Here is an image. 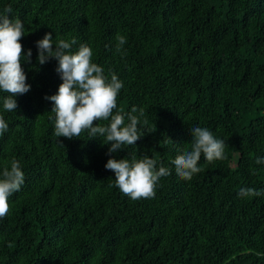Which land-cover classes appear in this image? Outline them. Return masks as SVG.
Returning a JSON list of instances; mask_svg holds the SVG:
<instances>
[{"label":"trees","instance_id":"1","mask_svg":"<svg viewBox=\"0 0 264 264\" xmlns=\"http://www.w3.org/2000/svg\"><path fill=\"white\" fill-rule=\"evenodd\" d=\"M9 5L25 26L23 55L32 51L22 62L31 89L16 112L0 101V173L16 159L25 174L0 219V264H264V196L238 195L264 190V0H0V12ZM49 32L75 39L73 52L88 44L123 81L118 108H143L139 126L152 132L111 155L87 131L55 137L45 96L63 81L57 60H37ZM192 126L223 139L227 158L202 156L187 181L171 161L190 149ZM132 154L171 169L154 199H130L105 168Z\"/></svg>","mask_w":264,"mask_h":264},{"label":"clouds","instance_id":"2","mask_svg":"<svg viewBox=\"0 0 264 264\" xmlns=\"http://www.w3.org/2000/svg\"><path fill=\"white\" fill-rule=\"evenodd\" d=\"M12 11L9 5L0 12V92L8 94L0 97V101L6 112H16V97L31 89L22 62L31 63L32 51L29 49L27 55H23L20 41L25 35V26L19 18L9 17ZM55 41L50 32L37 41L38 63L44 65L53 58L57 60L56 72L63 81L56 94L45 96L54 105L51 110L55 113L53 135L71 140L87 131L90 139L99 137L104 145H110L109 155L128 146H136L147 130L139 126L144 110L133 106L129 112H124L118 108L123 81L114 72L109 78L104 68L93 62L94 52L88 44H80L79 49L73 52V45L77 43L75 39L68 41L56 37ZM116 41V51L122 52L126 37L117 34ZM94 121L100 123L94 125ZM101 121L108 123L102 124ZM8 130V123L0 115V136ZM191 134L190 149L178 147L177 155L171 161L177 176L187 181L203 171L199 166L202 156L208 163L227 158L225 141L217 138L209 128L192 126ZM255 163L264 164V158L257 157ZM105 168L114 172L115 186L132 200L154 199L161 178L171 175L170 168L163 164L157 167V161L148 155L139 159L135 154L131 158H110ZM24 181L20 162L12 159L10 167L6 165L0 173V219L8 216L9 197L20 191ZM238 195L240 198L264 196V190L241 188ZM8 246L13 245L9 243Z\"/></svg>","mask_w":264,"mask_h":264}]
</instances>
